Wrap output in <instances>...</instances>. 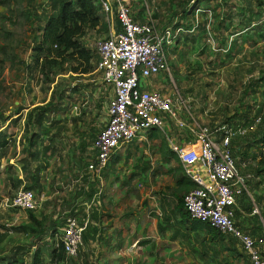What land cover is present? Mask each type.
<instances>
[{
  "label": "rangeland",
  "instance_id": "1",
  "mask_svg": "<svg viewBox=\"0 0 264 264\" xmlns=\"http://www.w3.org/2000/svg\"><path fill=\"white\" fill-rule=\"evenodd\" d=\"M46 1L33 0L30 3L29 0H0V134L6 137L7 141L4 140V142H8L5 149L0 151V169L3 170L7 164L20 169L22 160L26 156L28 138L37 133L45 145L53 142L57 146L56 150L61 153L59 155L60 162L56 158L48 164L49 171L43 173L44 181L50 178L52 172L57 174L59 171L64 174L65 170L67 171L65 177L68 175L73 177L74 167L82 169L83 166H79L81 163L86 164L93 159L92 142L107 122V110L112 97L110 87L102 82L100 75L95 71L89 75H75L70 74L64 68V74L57 72L52 85L54 88L60 83L62 89L66 91L62 103L63 114L50 115L49 123L45 124L41 130L30 125L28 134H25L24 125L27 114L30 110L32 111V108L43 106L50 99L49 92L45 91L46 85L41 83L40 74L36 73L30 76L25 70L26 65L30 63L32 44L40 37L37 26L43 25L46 20L42 15H39L41 12L39 5H44ZM187 1L189 0H128L127 2L133 16L148 21L150 14L151 21L157 28L179 23L182 8L186 6L190 7L194 4L195 7L200 6L203 10H209L211 19H208L210 20L209 31L206 30V32L210 33L211 37L213 36L212 40L214 38L217 47H221L216 38L222 28L223 38H221L225 39L223 47H227L232 40H236V43L232 44L233 52L227 53L229 57H224V54V56L217 57L211 53L214 51L206 45L204 40H198L195 44L184 43L183 47L178 48L179 51L177 49L175 54L170 51V55H168L169 76L159 73L150 77L149 80L152 81L153 87L157 88L161 85L158 90L162 93L178 95L190 102L194 116L202 125H207L210 128L215 124L224 123L227 118L233 115L246 114L249 111L250 114L246 115L253 118V112L263 102L261 94L255 95L247 85L251 81L264 78V39L255 33L260 17L252 21L250 25L252 31L245 32L247 29L244 28L243 23H240L242 18L248 16L245 0H199L198 3L197 0L194 2L192 0L186 4ZM255 9L253 7V10ZM47 13L49 12L47 11ZM229 14L231 17L233 16L230 25L225 21ZM205 16L206 13L201 14L199 20L205 22ZM191 17L187 18L190 24L192 23ZM35 18L41 22L36 23ZM113 19L115 21L114 16ZM221 21L224 22L222 23L224 27L219 29ZM230 27L232 28L230 29ZM205 29H207L206 25ZM237 31H240V36L235 38L236 35L231 34ZM107 37L108 33L95 30L88 32L82 42L85 48L95 52L96 43ZM72 88H77L78 92L76 94L69 92ZM19 107L23 108L22 118L14 124L12 121L17 118ZM10 117L11 120H9ZM261 121H264V108ZM155 132L156 138L150 139L146 136V142L135 143L136 146L130 155L122 159L120 168L111 174V180H108L107 186L103 184V187L100 188V201L105 198L109 201L108 195H112L110 189L114 188V183L115 185L118 183L114 194L122 191L125 194L124 204H130L134 214L140 215L142 218L143 216L146 218L147 212L151 211L153 205L158 207V203L155 201L154 204H149L148 195L153 198H160L161 193L169 195L166 199L170 201L171 205H175V180L181 176L182 169L177 158L164 160L163 153L170 150L168 142L165 135L158 131ZM170 132L169 137L174 142V138H181L180 134L183 138L187 134L186 131H181L182 133L178 134L172 129ZM81 144L82 150L79 151V154L72 156V147L78 146L81 149ZM58 152L56 156H58ZM77 156L80 157V160L76 162ZM234 157L236 162L238 159V168L241 174H250L249 170L254 167V164L239 161L240 157L237 155ZM18 173L20 172L18 171ZM253 180L254 182H252ZM72 181H74L73 178L66 177L62 189L69 187ZM256 181L258 180L255 178L249 180L247 186L255 200L256 209L262 212L264 202H258V198L264 197V184L250 189V186L253 188ZM170 184H172L171 189H169ZM107 188L109 189L107 190ZM165 189L166 193H163ZM14 194L5 175L0 173V258L3 260L11 254L14 247L29 248L33 239L31 235L10 231L13 228L26 225L27 222V212L2 208L5 203L4 199ZM44 199V197L41 198L42 201ZM114 203L115 200L110 204ZM48 210H51V207ZM256 223L257 221H254V226ZM259 224L264 231V221L261 220ZM260 226L255 227L257 233L262 230ZM60 238L61 234L58 233L52 240L47 238L46 245L38 244V247L43 251L45 264H87L81 258L82 255L73 260H64V262H49V252L44 253V249L51 251L57 245L59 247ZM226 247L231 252L232 249H237L236 253L238 254L240 252L237 244L235 246L226 244ZM229 251H224L220 258H225L232 264H245L244 258L232 257ZM183 254L185 257L182 262V257L174 255L172 264H193L196 262L194 254L189 253L188 255L187 252H183ZM29 257L30 254L25 255L21 263L26 264ZM94 258L97 259L98 256L96 255ZM165 263L170 264L171 261ZM154 264H159V262Z\"/></svg>",
  "mask_w": 264,
  "mask_h": 264
},
{
  "label": "built area",
  "instance_id": "2",
  "mask_svg": "<svg viewBox=\"0 0 264 264\" xmlns=\"http://www.w3.org/2000/svg\"><path fill=\"white\" fill-rule=\"evenodd\" d=\"M96 1L108 26V37L95 45V72L110 87L112 97L107 110V122L92 142L94 155L87 165L88 175L99 179L118 150L135 141L146 142L145 137L150 131L162 133L181 166L182 175L193 184V188L183 197V207L189 218L206 223L235 240L249 264H264V239L253 238L235 224L237 200L249 195L247 183L253 176L241 174L238 159L236 162L230 147L233 138L248 135L260 119L255 120L251 127L220 123L210 128L202 125L194 116L187 100L159 90L142 89L139 84L141 79L146 80L159 73L169 76L168 50L184 29L173 26L157 28L150 14L148 21H137L128 0ZM189 8L193 17L190 32L199 26L203 13H206V30L209 31L211 12L194 4ZM259 24H264V6ZM207 34L206 45L214 53L230 50V44L225 49L217 47L211 34ZM169 123L186 131L187 142L175 143L170 139ZM4 201V209L27 212L37 210L41 198H37L30 190L20 189ZM252 214L261 218L255 204ZM87 226L86 220L81 221L76 216L65 219L60 238L65 261L77 258ZM133 248H136V244L131 246Z\"/></svg>",
  "mask_w": 264,
  "mask_h": 264
},
{
  "label": "trees",
  "instance_id": "3",
  "mask_svg": "<svg viewBox=\"0 0 264 264\" xmlns=\"http://www.w3.org/2000/svg\"><path fill=\"white\" fill-rule=\"evenodd\" d=\"M32 1L33 0H29L30 3ZM191 1L192 0L187 1L186 4ZM198 1L199 0L196 2L198 3ZM245 4L248 17L245 20L244 18L243 20H240V23H243L244 28L248 29L247 31H252L250 25L252 24V21L260 17L264 6V0H245ZM253 7L256 9L253 10ZM39 8L41 10L39 15H42L46 20L43 25L37 26V32L40 37L38 41L32 44L30 49L32 52L30 54V63L26 65L25 70L30 76H33L36 73L40 74L41 83L46 85L45 91L49 92L50 99L43 106L32 108V111L30 110L27 114L26 124L24 125L25 134H28V129L31 127L30 125L37 130H41L45 124L49 123L50 115L56 116L63 114L64 108H62V103L66 91L62 89L60 83L57 84L56 87H52L54 77L57 72H62L61 74H64V68H66L70 74H92L95 71L97 56L95 52L84 47L82 39L88 32L95 30L108 33V26L104 21L101 7L96 0H47L44 5H39ZM47 11L49 13H47ZM188 16H190V8L186 6L185 8H182L180 21L175 24V27L184 26L185 28H190V23L187 20ZM226 19L227 20L225 21L230 25L233 16L231 17L229 14ZM35 21L36 23L41 22L38 18H35ZM222 23L224 22L221 21L219 23V29L224 27L222 26ZM115 24L117 23L115 22ZM205 25L206 21H201L198 27L199 32L196 36L197 38L199 37V39L202 36L200 40L207 41L208 34ZM255 33H258L259 37L264 39V25H257ZM233 34H236L237 36L240 35L239 32ZM186 40L193 44L197 39L187 37ZM235 41L236 40H233V42L230 43V48L232 44H235ZM223 44L224 39L221 38L220 45L223 46ZM218 53L215 52L214 54ZM218 56L220 55L218 54L217 57ZM224 57H229V55L226 54ZM247 85L248 89H251L252 93L255 95L259 96V94H261L263 102H261V105L257 107V110L253 112V118L246 115L250 114L249 111L246 112V114L233 115L232 117L227 118L224 123L241 124L251 127L254 125L255 120L258 118L260 119L259 124L252 132L245 137L233 138L230 143L233 155L240 157L239 161H248L249 163L252 162L254 164V167H250L251 169L249 171L250 175L258 180L255 182V185H253V189H255L254 187L264 184V121H261V114L264 108V78L251 81ZM69 92L76 94L78 89L72 88ZM22 109V107H19L17 118H15L12 123L16 124L21 120ZM9 120H11V117ZM147 136L150 139L156 138V132L150 131ZM4 140H6V137L0 134V151L5 149L8 143H5ZM28 142V148L25 151V159L22 160L20 165V172L23 175L22 178L18 174V169L13 165L7 164L3 170L0 169V173L5 175V179L8 181L13 193H16L20 189L40 192V173L43 166L41 164L36 165V167L33 168L32 163L38 162L39 158L48 157L47 155L53 153L52 151L54 148L51 146V143L53 142L45 145L44 142L39 139L37 133L31 135L28 138ZM80 147L81 149L83 148L82 144ZM163 156L164 160L175 158V155L170 150H166V152L163 153ZM175 183L177 187V190L175 191V206L180 212L182 221H179L177 224L178 227L175 228L174 238L179 237L184 242L186 241L188 243L190 253L194 254L196 258V262L193 264H232V262L227 261L225 258H220V256L223 255L224 251H229L226 244L232 246L236 245L235 240L219 233L206 223L191 220L183 207V197L185 193L193 188V184L184 176L179 177ZM253 201L255 202L254 199ZM261 201L264 202V197L258 198V202ZM239 204H241V206L244 205L242 198ZM243 208L247 213H251L252 211L251 204L246 205V207L243 206ZM235 214H238L237 211ZM69 216L75 215L70 214L68 217ZM260 216L264 221V203L263 210L262 212L260 211ZM183 223L187 224V227H183L184 232L182 233L179 229V225L182 226ZM10 231L31 235L33 237L32 243L27 249L19 247L12 248L11 254L8 255L5 260L0 258V264H22L21 260L27 254H30V257L26 264H45L43 251L38 247V244L46 245L47 237L52 240L58 235V233L59 235L61 234L52 222L46 221L45 217L38 218L34 214V211H27L26 225L13 228ZM262 238L264 239V236H262ZM46 252H49L50 255L49 262H64L65 256L61 244L59 247H55L51 251L44 249V253ZM236 252L237 249H232V252L229 251L232 257H242L244 258L245 264H249L241 252H239V254Z\"/></svg>",
  "mask_w": 264,
  "mask_h": 264
},
{
  "label": "crops",
  "instance_id": "4",
  "mask_svg": "<svg viewBox=\"0 0 264 264\" xmlns=\"http://www.w3.org/2000/svg\"><path fill=\"white\" fill-rule=\"evenodd\" d=\"M247 17L248 16L244 17V20ZM134 18L139 22H144L143 19L138 16H134ZM192 18L193 17H191V21ZM241 20H243V18ZM172 26L174 28L182 27L184 32L179 35L176 43L172 46V48H170V50H168V55H170V51L175 54L178 48L180 49V47L184 46V43L192 44L186 40L187 37L196 38V42L201 39V37L199 39V37L197 38L196 36L198 34L197 32H199V26L193 32H190L192 30V23L190 24V28H185L184 26L175 27V24ZM165 27L167 26L161 28ZM231 28L232 27H230V29ZM247 30L245 32H247ZM222 31L223 30L221 28L219 30L218 37L216 38L219 44L220 41H218V39L222 37ZM239 36L236 35L235 38ZM232 47L233 45L231 46L230 51H232ZM220 48L223 49L225 47L221 45ZM211 53L213 54L214 52ZM218 54L220 56L226 55L224 53ZM139 84L142 89L148 91L158 90L161 88V85L157 88L153 87V83L149 79H141ZM169 125L170 128L175 130L178 134L182 133L181 130L177 129L175 126L170 123ZM180 136V139L174 138L175 142H187V134L185 138L182 137V134H180ZM137 142L140 141H135L133 144L118 150L110 158L99 179L88 175V162L86 164L81 163L79 165L80 167L83 166L82 169L77 166L74 167V170L72 171L73 177L70 175L66 176L73 178L74 181H72L66 189H62V184L66 178L65 175H67L66 170L64 171V174L59 171L57 174L52 172L49 179L46 181L43 179V173L49 171L48 164H50L51 160L57 158L60 162L61 159V157H59L61 153L56 150L57 146L54 143H51L52 148H54L52 154L47 153L50 154L47 155L48 157H41L38 159V162L32 163L33 168L36 167V165L43 164V168L40 173L41 191H35L34 194L37 198L40 199L44 197V200H46H43L44 202L41 200L42 203L40 202L39 208L34 211V214L38 218L45 217V220L52 222V224L55 225L59 231H61L65 219L70 214L75 215L81 221L86 220L88 222V226L83 235L84 245L80 249L78 256L82 255L81 258L87 262V264H119L121 262L122 264H134V262L135 264H154L155 262H159V264H166L165 262L167 261H171L170 264H172L174 255H179L180 258L182 257V262L184 260L183 257H185L183 252H187L188 255L190 253L188 243L186 241L184 242L179 237L174 238L175 228L178 227L177 224L179 221H182V218L180 217V212L175 206L176 200L174 203L175 205H171L170 201L166 199L169 195L167 196L161 193L160 198H153L148 195L147 198L150 201L149 204L152 205L155 201L158 203V207L153 205L151 211L147 212L146 218H144V216L142 218L140 215H135L133 207L130 204H124L125 194H123L122 191L114 194V189H117L116 185L118 183H116V185L114 183V188L110 189L112 190V195H108L109 201L106 198L101 201L99 200L101 193L100 188L103 187V184L107 186L108 180H111V174L120 168L122 159L130 155V152L134 150L136 146L135 143ZM81 150L82 149L78 146L72 147V156L79 154V151ZM57 152L58 156H56ZM75 160L76 162L79 161L80 157L77 156ZM17 169L20 172V169ZM18 174L21 178L23 177L21 172ZM181 176H183L182 172ZM178 178L179 177H177L176 180ZM251 179H253V177ZM252 182H254V180ZM171 185L172 184H170L169 189H171ZM108 189L109 188H107V190ZM250 189L253 188L250 186ZM248 192L249 195H243L237 200L235 212L237 211L238 214H235V224L242 232L252 236L253 238H262V236H264V231L259 224L262 219L259 216L252 214V211L251 213H247L243 208V206L246 207L248 204H251V207L253 208L254 205L251 203L253 201V197L250 193L249 187ZM163 193H166V189ZM241 198L244 204L243 206L239 204ZM114 200L115 203L111 205L110 203ZM49 207H51V210H48ZM57 216L58 218H56ZM254 221H257L256 226H254ZM258 226H260V229L262 228V230L257 233L255 231V227L257 228ZM183 227H187V224L183 223L182 226L179 225V229L182 233L184 232ZM134 244H136V248L131 249V246ZM96 255L98 256L97 259L94 258Z\"/></svg>",
  "mask_w": 264,
  "mask_h": 264
}]
</instances>
